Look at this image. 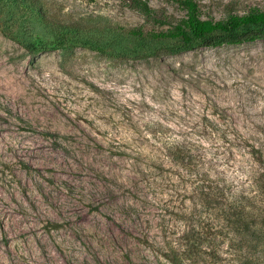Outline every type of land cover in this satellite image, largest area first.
I'll use <instances>...</instances> for the list:
<instances>
[{"label":"rangeland","instance_id":"obj_1","mask_svg":"<svg viewBox=\"0 0 264 264\" xmlns=\"http://www.w3.org/2000/svg\"><path fill=\"white\" fill-rule=\"evenodd\" d=\"M143 1L0 0V264H252L216 202L264 182V39L172 52Z\"/></svg>","mask_w":264,"mask_h":264},{"label":"trees","instance_id":"obj_2","mask_svg":"<svg viewBox=\"0 0 264 264\" xmlns=\"http://www.w3.org/2000/svg\"><path fill=\"white\" fill-rule=\"evenodd\" d=\"M129 6L144 15H151L149 4L143 0H126ZM185 10V16L172 29L166 32L151 34L152 40H175V45L170 46L172 52L191 49L196 43L206 47L241 44L244 42L264 39V11L252 8L247 13L229 14L221 20L203 19L194 0H179ZM37 16H41L39 10ZM62 31H72L73 24L60 22L58 24ZM35 44H29L30 50L41 49L47 42L38 40ZM47 47V46H45ZM218 188V187H217ZM229 188H219L218 197L224 208L222 216L231 227L235 236H240L242 247L245 249L241 256V262H252V264H264V182L259 179L252 189L251 196H247L244 190L235 192L228 191ZM208 195V193H207ZM217 197V195L212 193ZM211 197V194L209 195ZM211 200V198H209ZM210 203H213L211 201ZM185 236L183 238H187ZM235 240V239H234ZM174 249L168 258L175 260ZM254 262V263H253Z\"/></svg>","mask_w":264,"mask_h":264}]
</instances>
